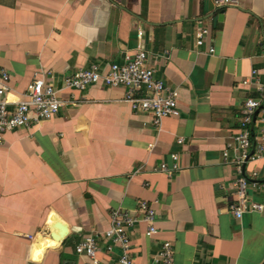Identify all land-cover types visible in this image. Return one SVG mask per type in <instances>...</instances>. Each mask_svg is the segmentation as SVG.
Masks as SVG:
<instances>
[{"label":"crops","instance_id":"crops-1","mask_svg":"<svg viewBox=\"0 0 264 264\" xmlns=\"http://www.w3.org/2000/svg\"><path fill=\"white\" fill-rule=\"evenodd\" d=\"M216 1L0 0L10 106L26 101L36 79L53 75L61 88L80 69L107 70L142 49L157 77L178 90L181 112L158 131L151 114L132 109L125 88L97 83L62 90L58 114L8 131L0 146V264H87L75 248L90 235L101 263L117 264L119 250L105 249L111 212L134 213L142 200L156 209L159 233L148 237L144 222L131 231L134 264H156L164 241L172 264L264 263V211L242 219L231 211L242 104L256 96V80L264 84V0ZM200 28L210 35L197 47ZM173 153L179 169L169 178L159 166L172 167ZM245 172L258 173L249 194L262 202L264 157ZM58 220L69 235L52 246L46 239Z\"/></svg>","mask_w":264,"mask_h":264},{"label":"built area","instance_id":"built-area-1","mask_svg":"<svg viewBox=\"0 0 264 264\" xmlns=\"http://www.w3.org/2000/svg\"><path fill=\"white\" fill-rule=\"evenodd\" d=\"M217 7L231 3L230 0H217ZM140 36L143 32L139 33ZM210 35L209 28H200L196 32V45H205ZM209 52H215L211 47ZM257 71H253L255 75ZM49 78L36 79L29 86L27 99L24 102L10 106L6 100V93L10 90V74L0 71V146L4 144L5 135L10 130L29 127L32 123L50 119L60 111L62 102L59 94L62 90L86 91L91 85L102 83L108 87H123L126 89V101L136 112H145L152 115L153 124L159 131L164 119L181 115L179 109V92L170 88L164 80L157 77L156 70L149 64L148 53L139 49L134 54L127 55L121 63H111L107 70L100 65L92 64L88 68L80 69L65 77L63 86L59 88L54 80ZM252 83L250 80L244 84ZM256 86V96L247 97L241 109L240 131L234 138L235 150L239 152L234 164L237 178L235 182L236 200L231 205L232 214L237 219H242L247 213H260L264 211V200L256 202L251 199L249 187L251 179L258 177L257 172L251 176L245 172V165L249 161H255L264 157V84L257 80L253 83ZM259 110L255 123L254 116ZM183 138L178 139L182 144ZM233 145H229L232 148ZM224 157H230V151H225ZM173 166L162 163L159 170L172 178L179 169V155L171 154ZM253 186H257L254 183ZM263 197H264V184ZM141 222L147 225L146 235L150 238L159 233L156 226L157 211L146 200L139 202L138 209L132 213L122 208H116L111 212L110 228L104 232L107 241L105 249L112 252L119 250L117 264H134L131 250L134 240L131 231ZM32 239V237H30ZM76 253L89 258L87 264H102L98 257L101 250L98 239L87 236L76 245ZM173 246L170 241H164L160 250L154 258L156 264H172Z\"/></svg>","mask_w":264,"mask_h":264},{"label":"water","instance_id":"water-1","mask_svg":"<svg viewBox=\"0 0 264 264\" xmlns=\"http://www.w3.org/2000/svg\"><path fill=\"white\" fill-rule=\"evenodd\" d=\"M258 113L259 110L256 112L254 116L253 123H255ZM68 235H69L68 225L63 221L58 220L54 222L52 226V230L50 231L49 237L46 239V241L47 243H50L52 246H57L61 244L67 238Z\"/></svg>","mask_w":264,"mask_h":264}]
</instances>
